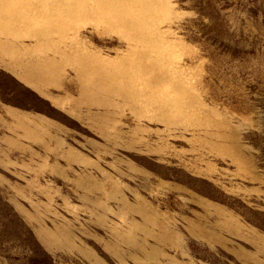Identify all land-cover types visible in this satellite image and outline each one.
I'll list each match as a JSON object with an SVG mask.
<instances>
[{
  "label": "rangeland",
  "instance_id": "374dc122",
  "mask_svg": "<svg viewBox=\"0 0 264 264\" xmlns=\"http://www.w3.org/2000/svg\"><path fill=\"white\" fill-rule=\"evenodd\" d=\"M0 264H264V0H0Z\"/></svg>",
  "mask_w": 264,
  "mask_h": 264
}]
</instances>
